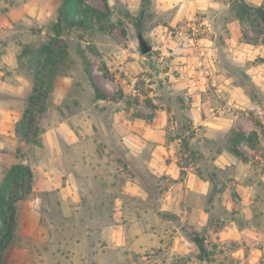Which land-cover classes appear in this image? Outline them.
Wrapping results in <instances>:
<instances>
[{"label": "rangeland", "instance_id": "1", "mask_svg": "<svg viewBox=\"0 0 264 264\" xmlns=\"http://www.w3.org/2000/svg\"><path fill=\"white\" fill-rule=\"evenodd\" d=\"M121 1L109 5L106 0L111 10L103 29L92 20L89 27L65 30L55 37L52 25L62 0H0V85H33L34 55L55 39L54 48L66 54L51 83L72 76L68 102L72 99L86 107V87L94 99L91 83L107 95L98 106L104 122L96 119L103 126L96 127L100 145L107 147L103 171L96 170L89 185L84 180L81 187L89 191L82 190L76 201L63 199L57 190L34 189L19 201L17 237L4 263L262 264L264 44L241 40V31L251 37L257 34L234 18L229 0H198L197 6L186 3L181 8L149 0L143 8L142 40L151 49L143 53L133 25L142 1ZM84 6L107 12L104 0H84ZM258 39L264 40V30ZM79 51L88 58L90 77ZM51 91L47 110L39 118L41 131L53 107ZM30 92L11 104L24 109ZM0 105L4 104L0 101ZM153 119L164 130V143L171 150L166 161L175 159L176 178L147 167L154 143L130 138L129 134L140 133L133 121ZM230 128L256 140L254 149L239 145L247 161L227 151ZM8 138L0 134V144L5 145L0 146V181L15 155ZM224 152L231 158H219ZM45 154L41 147L24 145L15 158L28 161L35 181L46 166L42 161L35 170L39 164L35 168L34 163ZM190 172H199L196 175L207 186L189 191L176 185L188 181ZM210 177L215 185L211 200ZM130 180L136 183L133 193L122 188ZM202 189L205 193L199 192ZM182 203L191 212L184 217L172 211ZM208 221L211 224L205 228ZM116 223L135 224L138 233L145 235L133 246L127 241L115 244L121 236ZM193 230L206 234L208 261L196 258L197 247L186 236Z\"/></svg>", "mask_w": 264, "mask_h": 264}, {"label": "crops", "instance_id": "2", "mask_svg": "<svg viewBox=\"0 0 264 264\" xmlns=\"http://www.w3.org/2000/svg\"><path fill=\"white\" fill-rule=\"evenodd\" d=\"M107 1L111 5L115 0ZM163 1L166 7L178 5L181 8L186 3L194 6L198 4V0ZM121 2L125 3V0ZM71 85L72 76L70 74L56 78L53 83L51 91L53 107L48 109L46 117L48 121L44 125L41 133V146H38L46 154L39 162L35 161L34 163L36 168L39 163L44 161L46 169H40L41 174L39 176L35 175L33 189L57 190L63 199L76 201L80 198L82 190L85 191V188L81 187L82 183L85 184L84 180H86V185L91 184V178L95 179L92 174H95L96 170L97 172H101L104 168L101 162L103 155H105L104 153L107 152V147L103 143L100 145V135H98L100 133L96 131V127L102 128L103 126L97 123L96 119L104 122V117L101 114L102 112H99L98 106H101L100 104L105 100H94L92 91L83 83V86L86 87V102L88 103L86 107L82 102L76 104V101L72 99L69 103L68 99L71 98L69 93ZM31 88L32 85L30 83H24V85L22 83H10V86L2 83L0 85V101L4 104L0 105V134L9 136L8 142L10 143L8 144H10L11 149L16 148L19 144L14 132V126L21 117L23 108L12 105L10 101L19 99L21 102ZM72 105H76L73 111L70 110V106L72 107ZM112 125L115 126V123H112ZM132 126L140 133L135 132L134 134H129L130 138L138 137L142 138L145 142L150 141L154 143L146 160L147 167L154 173L165 174L170 178H176L175 159L166 161L171 150L164 143V130L160 127L161 125H157L156 120L153 119L150 122L144 123H139L136 120L135 122L133 121ZM0 146L2 148L5 145L0 144ZM12 157L11 164L17 162L15 155L12 154ZM223 157L224 159L231 158L230 154L225 152L219 156V158ZM218 160L216 159V162L221 167H224L225 164L219 163ZM25 162L28 163V161ZM47 162L48 164H46ZM38 168H40V164L35 170H38ZM63 176L66 177L63 179ZM86 176L89 177L86 178ZM188 176V181L185 180L184 184L177 183L176 185H184V188L189 191H198L200 187L203 188L208 184L199 178L195 172H190ZM135 184L132 180L125 181V185L122 188L127 190L126 192L129 190V192L133 193ZM88 191L86 189L85 192L88 193ZM199 192L205 193V190L202 189ZM88 195L86 194V198L91 197ZM168 196H171V194ZM176 197L181 198L179 195H176ZM189 210L188 205L183 203L176 209H172L178 216L183 213V217L185 212L191 213ZM181 219L184 220L183 218ZM205 220L207 221V219ZM114 226V228L120 230L121 236H119L115 243L118 245L125 244L126 241L129 245H136L145 235V233H142V235L138 233L135 224L116 223Z\"/></svg>", "mask_w": 264, "mask_h": 264}, {"label": "trees", "instance_id": "3", "mask_svg": "<svg viewBox=\"0 0 264 264\" xmlns=\"http://www.w3.org/2000/svg\"><path fill=\"white\" fill-rule=\"evenodd\" d=\"M104 1L107 10L106 13L100 9L86 8L84 6V0H62L57 10L55 23L52 25L54 36L59 37L65 30L89 27V22L92 20L96 22L98 29H103L104 23L109 21L108 15H110L111 10L106 0ZM141 1L142 9L140 10L139 17L133 21L139 40L143 39V8L145 3H148L149 0ZM229 1L231 3L230 11L234 18L241 23L250 25V30L257 34V37H251L245 31H241V40L253 45L264 44L263 39L260 41L258 39L259 33L264 30V0H262L259 5L250 4L245 0ZM110 26V28L113 29L112 25ZM53 40L55 41V39ZM54 41L47 46L41 47L37 50V54L34 55L35 59H33V64H35L37 68H35L32 89L27 97L21 117L14 126V132L19 141V144L15 148V155L17 158L20 157L24 145L41 146L40 133L42 131L39 127V118L47 110V100L51 88L53 87V83L51 82L54 76L57 75V66L61 64L66 54L62 48H54ZM79 55L83 64V70L86 75L90 77L91 71L88 58L81 51H79ZM91 87L94 92L95 100L107 98V95L103 93L98 85L91 83ZM229 131L228 145L226 147L227 151L237 158L247 161L248 157L239 148V145L246 143L250 148L254 149L256 140L253 141L254 137L237 131L234 128H230ZM179 166L182 172L183 166ZM196 174L198 176L200 175L199 172ZM207 180L212 184L208 198L211 200L215 192L214 179L210 177ZM33 182L34 171L28 163L24 162V158H20L19 161L11 164L3 173L0 181V264H5V253L10 245L15 242L17 237V204L19 201L27 199L32 193ZM206 212L209 213L210 211L206 210ZM207 224L205 228L209 227L211 222L208 221ZM186 236L197 247L198 253L196 258L199 261H208L210 251L207 249L206 234L193 230L186 232ZM261 263H264V258H262Z\"/></svg>", "mask_w": 264, "mask_h": 264}, {"label": "water", "instance_id": "4", "mask_svg": "<svg viewBox=\"0 0 264 264\" xmlns=\"http://www.w3.org/2000/svg\"><path fill=\"white\" fill-rule=\"evenodd\" d=\"M139 45H140L141 51L143 53H147L151 49V47L144 40H142V39L139 40Z\"/></svg>", "mask_w": 264, "mask_h": 264}]
</instances>
